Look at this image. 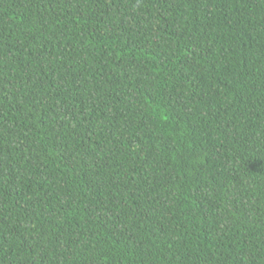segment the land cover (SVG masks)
<instances>
[{"label":"trees","instance_id":"1","mask_svg":"<svg viewBox=\"0 0 264 264\" xmlns=\"http://www.w3.org/2000/svg\"><path fill=\"white\" fill-rule=\"evenodd\" d=\"M0 264H264V0H0Z\"/></svg>","mask_w":264,"mask_h":264}]
</instances>
